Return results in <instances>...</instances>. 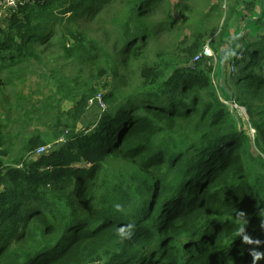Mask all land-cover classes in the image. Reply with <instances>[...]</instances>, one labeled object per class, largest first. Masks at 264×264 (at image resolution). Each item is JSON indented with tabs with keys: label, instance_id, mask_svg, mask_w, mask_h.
<instances>
[{
	"label": "trees",
	"instance_id": "trees-1",
	"mask_svg": "<svg viewBox=\"0 0 264 264\" xmlns=\"http://www.w3.org/2000/svg\"><path fill=\"white\" fill-rule=\"evenodd\" d=\"M242 7L249 37L223 72L234 95L212 83L222 72L209 59L189 66L205 46L200 30L179 55L163 51L159 37L184 23L169 0H44L0 22V94L29 62L43 69L31 93L16 91L4 108L15 119L0 114V264H253L264 254V156L217 97L220 89L243 107L264 141V1ZM96 21L112 31L111 48L86 31ZM54 46L57 57L44 58ZM105 77L113 86L100 94ZM54 121L62 141L41 156L48 136L12 132ZM128 224L132 235L121 238Z\"/></svg>",
	"mask_w": 264,
	"mask_h": 264
},
{
	"label": "rangeland",
	"instance_id": "rangeland-1",
	"mask_svg": "<svg viewBox=\"0 0 264 264\" xmlns=\"http://www.w3.org/2000/svg\"><path fill=\"white\" fill-rule=\"evenodd\" d=\"M247 1L248 0H223L218 4L217 0H169L170 3L180 4V6L184 8V11L178 14L181 20H184V23L181 26L177 27L175 30H172L170 34L161 35L159 37L161 48H163L164 52H168L173 55L177 53V55H179L180 52H183V50L187 46V43L184 42V40L189 39V37L196 30H200L205 38V46L202 52L208 49L212 53V57L210 58H207L204 55L203 57L209 59L208 64L213 68V70L216 71V73H221L222 71L224 72V68H226V65H228V63L238 52V50L242 48L240 45L242 43L240 41V37L245 35V33L247 35V32L243 31L245 25L243 22V18H245L247 12H245L242 7V3L247 4ZM263 1L264 0H260V7L262 6ZM212 6H215V8L211 11L210 8ZM256 13L261 16V8H258L256 10ZM102 24L103 22L98 23L97 21L92 24L89 23L86 26V31L99 45L105 48H111L114 35L108 27L103 29L101 27ZM247 37L249 36L247 35ZM41 47L42 45H36V49H38V52L39 50H43L45 46L43 47V49ZM58 54L59 51L56 46H54L53 48H46L42 52L43 57L47 59L57 57ZM197 56L192 59V63L189 65L192 66V68H194L196 65H194V60ZM149 58H151L150 53H147L145 58H141L138 60H129L127 62L128 70H138L147 62ZM124 68V66L119 67L120 72L126 71L124 70ZM233 69L235 70L234 75L236 76L237 69L235 65H233ZM42 71L43 69H39V67L37 66V62H29L21 70V80H15L13 84L6 86L2 90L3 94H0V114L2 116L6 114L9 120L15 119L16 115L10 111L4 112V108H13L17 104V102H15L16 91L24 95L31 93L32 89L35 88V85L39 81V77ZM223 72L222 74H220L219 78L216 74L215 76H211L212 83L214 82L216 84V87L218 88L219 84H221L222 82L225 90H227L230 95H234L236 93V88L234 87L233 80L234 77H229ZM230 72L232 73L231 70ZM2 76H5V73H2ZM219 79L221 80V82H219ZM100 82H102L100 86H104L101 89L100 94H103L106 89L113 86L111 77H105ZM43 91L45 92V94L51 93V91L47 87H44ZM32 97L36 100L38 97H40V95L34 94ZM217 97L223 102V104L229 109V111L236 116L239 129L243 130V132L249 137L251 153L254 156L263 157L264 141L261 140L256 135L255 131L251 128L244 108L233 101L228 102L225 94H222L220 89H217ZM63 107V110H68L71 107V104L66 103V105ZM96 110V108L94 109L92 107L89 111L95 114V112H97ZM82 123L83 124H81V128H84L85 124H87V120L83 118ZM61 128V121H54L48 122L47 127L46 125L32 124V126L27 129L19 128V132L15 133L18 130H16L12 124L13 135L21 134V136L23 137L29 132H32L34 129L42 132L41 134L43 136L49 137V141L45 145L55 143L57 139L53 138V132ZM16 152L17 151H15V153ZM83 165L84 164H78V166Z\"/></svg>",
	"mask_w": 264,
	"mask_h": 264
},
{
	"label": "built area",
	"instance_id": "built-area-1",
	"mask_svg": "<svg viewBox=\"0 0 264 264\" xmlns=\"http://www.w3.org/2000/svg\"><path fill=\"white\" fill-rule=\"evenodd\" d=\"M44 0H0V22L3 20L2 14L1 12H6V11H10L11 13H15L18 11V9L20 8V6L24 5V4H34L36 2H42ZM203 55L207 58L212 57V53L206 49L202 52V54L198 55L195 60L194 63L198 61L199 57H203ZM230 70L232 71V73L230 72ZM228 74L234 75L235 70L233 69V64L231 66H229V68L227 69ZM97 103H99V105L101 106V108H105V106L102 104L101 102V97L100 95L97 96L96 98ZM62 141L58 140L53 144H49V145H45V146H41L39 147L36 152L35 155L36 156H41L44 154H48L50 153L54 148H52L56 143Z\"/></svg>",
	"mask_w": 264,
	"mask_h": 264
},
{
	"label": "clouds",
	"instance_id": "clouds-1",
	"mask_svg": "<svg viewBox=\"0 0 264 264\" xmlns=\"http://www.w3.org/2000/svg\"><path fill=\"white\" fill-rule=\"evenodd\" d=\"M234 76V75H233ZM116 209L117 210H120L121 208V205L119 204H116L115 205ZM244 233V227L241 226L238 230V235H243ZM118 235L121 237V238H127V237H130L132 235V224H128V225H121L119 228H118ZM244 239V242H247V243H251V239L247 236V235H244L243 237ZM262 255L264 254H261V253H256L253 255V264H255V262L259 259H261Z\"/></svg>",
	"mask_w": 264,
	"mask_h": 264
},
{
	"label": "crops",
	"instance_id": "crops-1",
	"mask_svg": "<svg viewBox=\"0 0 264 264\" xmlns=\"http://www.w3.org/2000/svg\"><path fill=\"white\" fill-rule=\"evenodd\" d=\"M1 14H2L3 19L6 20V18L7 17L9 18V15L12 14V13L10 11H6V12H1ZM96 115H97V112H95V116ZM88 116H90L89 118H92V116H93V120H94V114H93V112H89Z\"/></svg>",
	"mask_w": 264,
	"mask_h": 264
},
{
	"label": "bare ground",
	"instance_id": "bare-ground-1",
	"mask_svg": "<svg viewBox=\"0 0 264 264\" xmlns=\"http://www.w3.org/2000/svg\"><path fill=\"white\" fill-rule=\"evenodd\" d=\"M245 114V113H244Z\"/></svg>",
	"mask_w": 264,
	"mask_h": 264
}]
</instances>
